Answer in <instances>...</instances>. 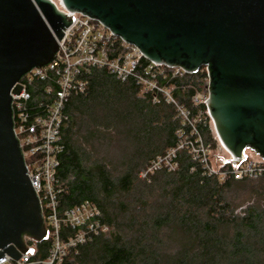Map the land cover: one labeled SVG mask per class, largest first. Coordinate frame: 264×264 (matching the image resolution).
I'll use <instances>...</instances> for the list:
<instances>
[{"label": "trees", "instance_id": "obj_1", "mask_svg": "<svg viewBox=\"0 0 264 264\" xmlns=\"http://www.w3.org/2000/svg\"><path fill=\"white\" fill-rule=\"evenodd\" d=\"M151 94L102 68L87 74L84 91L70 93L56 173L60 202L93 201L109 230L65 264H264V177L222 183L199 164L191 171L183 151L176 171L140 178L151 158L178 141L174 108ZM210 133L202 134L215 147ZM36 245L34 258L46 257L49 238Z\"/></svg>", "mask_w": 264, "mask_h": 264}, {"label": "water", "instance_id": "obj_2", "mask_svg": "<svg viewBox=\"0 0 264 264\" xmlns=\"http://www.w3.org/2000/svg\"><path fill=\"white\" fill-rule=\"evenodd\" d=\"M154 61L208 63L210 166L264 164V0H63ZM74 19L52 0H0V257L48 237L41 200L14 130L12 93L48 65ZM53 31L50 29V27Z\"/></svg>", "mask_w": 264, "mask_h": 264}, {"label": "built area", "instance_id": "obj_3", "mask_svg": "<svg viewBox=\"0 0 264 264\" xmlns=\"http://www.w3.org/2000/svg\"><path fill=\"white\" fill-rule=\"evenodd\" d=\"M64 14H73V21L57 38L58 51L45 66L33 68L20 82L19 93H12L15 134L19 139L28 175L43 209L50 246L44 258H34L37 241L25 236L29 253L19 258L4 253L0 264H65L72 252L109 230L101 220V210L91 200L72 207L62 206L61 188L57 177L58 155L63 150L62 126L67 117L63 112L71 92L86 88V76L93 68L107 69L121 82H133L143 91L151 92L153 102L163 100L174 108V118L180 123L176 130V145L151 158L140 172V178L150 182L154 174L180 167V153L187 152L194 163L201 165L206 174L220 182L229 177L258 179L264 177V164H254L247 158L238 167L226 163L220 170L210 166L207 154L213 146L204 138L209 129L208 99L211 96L208 63L195 69L154 61L134 44L110 33L98 19L90 18L79 10L66 7L63 0H52ZM48 26L53 31L48 23ZM44 81L40 86L38 82ZM181 91L190 104L176 96ZM213 137V135H212ZM216 141V139L213 137Z\"/></svg>", "mask_w": 264, "mask_h": 264}]
</instances>
